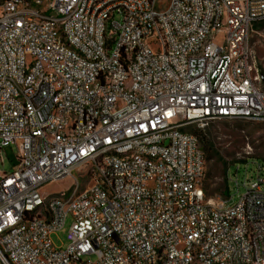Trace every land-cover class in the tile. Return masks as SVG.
Returning <instances> with one entry per match:
<instances>
[{
	"label": "built area",
	"instance_id": "obj_1",
	"mask_svg": "<svg viewBox=\"0 0 264 264\" xmlns=\"http://www.w3.org/2000/svg\"><path fill=\"white\" fill-rule=\"evenodd\" d=\"M162 2L0 0V264H264V165L210 199L192 131L264 123V0Z\"/></svg>",
	"mask_w": 264,
	"mask_h": 264
},
{
	"label": "rangeland",
	"instance_id": "obj_2",
	"mask_svg": "<svg viewBox=\"0 0 264 264\" xmlns=\"http://www.w3.org/2000/svg\"><path fill=\"white\" fill-rule=\"evenodd\" d=\"M168 2L169 0H163L161 5H167ZM251 45L253 55L264 75V23L255 25ZM196 129L203 131L212 143V147L204 151L207 161L204 179L207 197L213 200H227L232 196L228 202L234 203L238 195L244 191L243 187L238 190L235 183L237 166H240L239 180L243 181L246 165L250 174L255 172L257 163L264 165V123L221 119L212 121L204 127L194 125L192 131L195 133ZM201 145L205 150L203 143ZM17 155L18 150L15 144L2 149L3 162L0 158V173L13 171L18 163ZM75 175L78 176L77 173ZM73 181L70 178L49 184L43 189V192L61 195L71 187ZM227 190L230 191V196H228ZM71 222L72 219L69 218L66 225L52 235L56 246L67 245L66 236Z\"/></svg>",
	"mask_w": 264,
	"mask_h": 264
},
{
	"label": "trees",
	"instance_id": "obj_3",
	"mask_svg": "<svg viewBox=\"0 0 264 264\" xmlns=\"http://www.w3.org/2000/svg\"><path fill=\"white\" fill-rule=\"evenodd\" d=\"M195 134L198 136V138L200 140V143H203L204 149H205L204 151H207V150H209L210 147H212V143H211L210 139L206 137V135L204 134L203 131H201L199 129L198 130L196 129L195 130ZM228 169H229V167L226 169L227 172H228ZM227 193H228V196H229L230 191L227 190Z\"/></svg>",
	"mask_w": 264,
	"mask_h": 264
},
{
	"label": "water",
	"instance_id": "obj_4",
	"mask_svg": "<svg viewBox=\"0 0 264 264\" xmlns=\"http://www.w3.org/2000/svg\"><path fill=\"white\" fill-rule=\"evenodd\" d=\"M263 81H264V77H263Z\"/></svg>",
	"mask_w": 264,
	"mask_h": 264
}]
</instances>
